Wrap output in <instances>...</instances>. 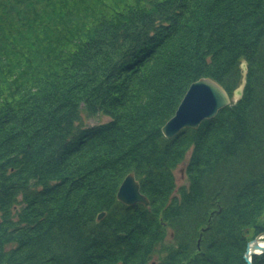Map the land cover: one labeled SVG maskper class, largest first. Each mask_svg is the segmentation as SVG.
<instances>
[{
	"label": "trees",
	"instance_id": "16d2710c",
	"mask_svg": "<svg viewBox=\"0 0 264 264\" xmlns=\"http://www.w3.org/2000/svg\"><path fill=\"white\" fill-rule=\"evenodd\" d=\"M242 60L238 101L162 134ZM263 213L264 0H0V264H245Z\"/></svg>",
	"mask_w": 264,
	"mask_h": 264
},
{
	"label": "water",
	"instance_id": "95a60500",
	"mask_svg": "<svg viewBox=\"0 0 264 264\" xmlns=\"http://www.w3.org/2000/svg\"><path fill=\"white\" fill-rule=\"evenodd\" d=\"M241 77L238 85L233 89L230 97L226 90L213 78L204 76L192 81L183 97L181 98L174 114L170 116L161 126L162 134L170 138L180 129L185 127L196 128L204 118L213 117L216 112L231 101L236 102L242 97L244 85L246 82L247 64L245 60L240 62ZM116 199L125 204L142 203L147 205L146 196L139 190V182L134 174L127 173L120 182ZM105 211H100L96 219H100ZM262 239L257 236L249 239L243 252V258L246 264H253L251 257L254 254L264 252Z\"/></svg>",
	"mask_w": 264,
	"mask_h": 264
},
{
	"label": "rangeland",
	"instance_id": "374dc122",
	"mask_svg": "<svg viewBox=\"0 0 264 264\" xmlns=\"http://www.w3.org/2000/svg\"><path fill=\"white\" fill-rule=\"evenodd\" d=\"M184 95V94H183ZM183 97V96H182ZM180 102V101H179ZM179 104V103H178ZM177 104V106H178ZM176 106V107H177ZM101 119H105V117H101V116H98V117H94V118H89L87 119L88 123H95L97 122L98 120H101ZM173 174H174V177H175V181H176V185H179L180 183H184L185 182V175L183 174V167L182 165H180L179 163H177L176 167L173 169ZM117 191V190H116ZM144 205V204H143ZM263 217H264V213H263ZM169 234H170V230L167 229L166 230V238L164 240V242H167V245H169L172 241L170 240L169 238ZM257 238L259 239H262L264 241V234H259L257 235ZM252 239V238H251ZM163 254V251L160 252ZM154 258L153 259H157V256L154 255L153 256ZM243 257V256H242ZM244 259V258H243ZM251 261H252V257H251ZM151 264H155V260H152L151 261ZM246 264V263H245Z\"/></svg>",
	"mask_w": 264,
	"mask_h": 264
},
{
	"label": "flooded vegetation",
	"instance_id": "af4514ba",
	"mask_svg": "<svg viewBox=\"0 0 264 264\" xmlns=\"http://www.w3.org/2000/svg\"><path fill=\"white\" fill-rule=\"evenodd\" d=\"M170 236H171V234H170ZM170 236H169V237H170ZM164 253H166V251H163V254H164Z\"/></svg>",
	"mask_w": 264,
	"mask_h": 264
},
{
	"label": "bare ground",
	"instance_id": "6f19581e",
	"mask_svg": "<svg viewBox=\"0 0 264 264\" xmlns=\"http://www.w3.org/2000/svg\"><path fill=\"white\" fill-rule=\"evenodd\" d=\"M238 101V100H237ZM262 244H264V241H261Z\"/></svg>",
	"mask_w": 264,
	"mask_h": 264
}]
</instances>
